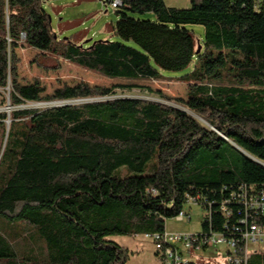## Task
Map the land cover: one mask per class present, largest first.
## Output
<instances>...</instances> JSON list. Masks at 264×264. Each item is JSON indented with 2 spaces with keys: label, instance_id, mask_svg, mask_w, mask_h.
<instances>
[{
  "label": "trees",
  "instance_id": "1",
  "mask_svg": "<svg viewBox=\"0 0 264 264\" xmlns=\"http://www.w3.org/2000/svg\"><path fill=\"white\" fill-rule=\"evenodd\" d=\"M189 1L121 0L117 41L79 47L56 38L41 0H0L2 105L100 99L0 113V264H126L129 251L110 238L161 234L197 198L211 212L200 233H225L238 222L219 205L242 186L264 189V6ZM145 14L153 20L134 17ZM189 25L204 28L198 54ZM25 48L110 80L193 68L176 78L187 89L176 105L114 97L135 86L60 85L44 95L39 82H19Z\"/></svg>",
  "mask_w": 264,
  "mask_h": 264
},
{
  "label": "rangeland",
  "instance_id": "2",
  "mask_svg": "<svg viewBox=\"0 0 264 264\" xmlns=\"http://www.w3.org/2000/svg\"><path fill=\"white\" fill-rule=\"evenodd\" d=\"M42 9L50 17V28L58 40L69 39L72 43L80 46L89 41H110L116 42L112 36L111 26L117 20L115 10L105 0H41ZM164 3L171 8L187 9L190 7L189 0H164ZM139 19L153 20L151 14L134 16ZM187 29L194 34L197 49L203 51L204 28L197 25H189ZM86 43V44H88ZM132 46V45H130ZM19 59L18 79L22 85L34 81L45 89L44 95H50L60 85L75 86L86 84L90 87L99 86L111 88L115 86H135L131 91L128 89H115L119 98H137L146 101L160 102L167 105H176L174 99H185L186 85L176 79L186 74L193 68V64L186 70L179 73H165L166 79L159 81H125L110 80L98 73L79 68L60 59H42L38 53L29 48L16 52ZM37 61V63H35ZM152 92V93H150ZM162 95L163 97H159ZM7 99V94H5ZM167 98V99H166ZM110 99V97L105 98ZM102 99V100H105ZM170 99V100H168ZM100 101V99H88L82 101L68 102H40L25 103L16 108L9 104H1L0 91V113L10 114L13 110L42 111L60 105H78ZM183 212L189 215L183 220L169 219L165 222V232L168 234H197L201 230L203 210L200 206L186 204ZM114 244L129 251L126 264H161L153 252L152 244L142 236L136 237H112ZM224 247L208 248L206 250H192L190 253H183V257L198 264H225ZM253 256V255H252ZM263 256L264 255H259Z\"/></svg>",
  "mask_w": 264,
  "mask_h": 264
},
{
  "label": "built area",
  "instance_id": "3",
  "mask_svg": "<svg viewBox=\"0 0 264 264\" xmlns=\"http://www.w3.org/2000/svg\"><path fill=\"white\" fill-rule=\"evenodd\" d=\"M115 10L121 6V0H105ZM264 6V0H255V7ZM228 202L235 203L241 208L233 212ZM205 201L190 199L188 204L204 206L202 209L209 222L210 206ZM218 213L224 220H236L237 226L232 229L224 227L225 233L206 234H168L163 232L142 236L153 246V252L161 264H198L183 257V253L192 250H206L208 248L224 247L225 264H247L252 255H264V189L254 191L251 187H240L237 193L232 194L229 201L219 205ZM189 219V215L180 212L175 219ZM204 264V263H201ZM209 264V263H206Z\"/></svg>",
  "mask_w": 264,
  "mask_h": 264
},
{
  "label": "water",
  "instance_id": "4",
  "mask_svg": "<svg viewBox=\"0 0 264 264\" xmlns=\"http://www.w3.org/2000/svg\"><path fill=\"white\" fill-rule=\"evenodd\" d=\"M49 19H50V17H49ZM90 42V41H89ZM86 43H88V42H86ZM85 43V44H86ZM79 47H82L81 45L79 46ZM200 52V48H198L197 50H196V54H198ZM9 124V121H7L6 122V125H8ZM213 131H215L213 128H211ZM244 155H246V154H244ZM246 156H248V155H246ZM249 157V156H248Z\"/></svg>",
  "mask_w": 264,
  "mask_h": 264
},
{
  "label": "crops",
  "instance_id": "5",
  "mask_svg": "<svg viewBox=\"0 0 264 264\" xmlns=\"http://www.w3.org/2000/svg\"><path fill=\"white\" fill-rule=\"evenodd\" d=\"M249 260H251V259H249ZM249 263V261L247 262V264ZM262 264H264V262H262Z\"/></svg>",
  "mask_w": 264,
  "mask_h": 264
}]
</instances>
